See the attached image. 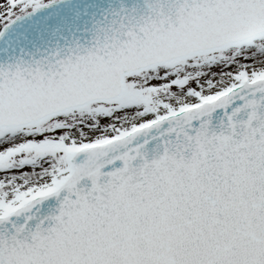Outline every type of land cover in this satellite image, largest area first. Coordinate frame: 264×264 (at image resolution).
I'll return each mask as SVG.
<instances>
[{"label":"snow or ice","instance_id":"1","mask_svg":"<svg viewBox=\"0 0 264 264\" xmlns=\"http://www.w3.org/2000/svg\"><path fill=\"white\" fill-rule=\"evenodd\" d=\"M0 264H264V0H0Z\"/></svg>","mask_w":264,"mask_h":264},{"label":"water","instance_id":"2","mask_svg":"<svg viewBox=\"0 0 264 264\" xmlns=\"http://www.w3.org/2000/svg\"><path fill=\"white\" fill-rule=\"evenodd\" d=\"M21 51H23V49H21Z\"/></svg>","mask_w":264,"mask_h":264}]
</instances>
